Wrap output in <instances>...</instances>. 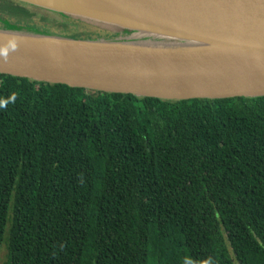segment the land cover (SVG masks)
Returning <instances> with one entry per match:
<instances>
[{
    "label": "trees",
    "instance_id": "1",
    "mask_svg": "<svg viewBox=\"0 0 264 264\" xmlns=\"http://www.w3.org/2000/svg\"><path fill=\"white\" fill-rule=\"evenodd\" d=\"M47 12L0 0L16 29L69 28ZM3 243L6 264H264V96L167 100L0 73Z\"/></svg>",
    "mask_w": 264,
    "mask_h": 264
},
{
    "label": "water",
    "instance_id": "2",
    "mask_svg": "<svg viewBox=\"0 0 264 264\" xmlns=\"http://www.w3.org/2000/svg\"><path fill=\"white\" fill-rule=\"evenodd\" d=\"M159 44L198 41L237 56L229 62L159 64L122 60L86 48L58 51L0 41V73L104 92L167 100L264 96V0H17ZM18 33L75 44L135 46L134 39L74 38L20 27ZM29 30V31H28ZM26 32V33H25ZM29 32V33H28ZM137 38V39H140ZM83 47V46H80Z\"/></svg>",
    "mask_w": 264,
    "mask_h": 264
},
{
    "label": "bare ground",
    "instance_id": "3",
    "mask_svg": "<svg viewBox=\"0 0 264 264\" xmlns=\"http://www.w3.org/2000/svg\"><path fill=\"white\" fill-rule=\"evenodd\" d=\"M140 35V34H138ZM52 40V39H50ZM24 35L18 33L3 32L0 34V41L5 44L19 47L32 45H43L58 51L70 50L69 48H86L89 52L107 53L109 57L122 60L148 61L149 63L178 65L191 63H207L212 60L229 62L237 56L232 52L209 46L198 41H187L177 44L175 42L159 44L145 43L135 46L125 45H104V44H75L53 39V41ZM83 46V47H80Z\"/></svg>",
    "mask_w": 264,
    "mask_h": 264
},
{
    "label": "rangeland",
    "instance_id": "4",
    "mask_svg": "<svg viewBox=\"0 0 264 264\" xmlns=\"http://www.w3.org/2000/svg\"><path fill=\"white\" fill-rule=\"evenodd\" d=\"M17 1V0H16ZM33 11L37 12L39 15L43 12L39 9H33ZM47 15H49L50 18L54 19V18H60L59 15L54 14L53 12H47ZM64 20L66 21V23H69V28L62 30L61 28L58 29L57 27L53 26L52 23H46L44 21H41L39 18H37V20H35V23L38 24V26L42 27V28H47L49 29L51 32L50 33H54L56 35L60 34L62 36H66V34H70L76 31L86 33V34H91L95 37H103V38H111V39H134L138 40V41H149V42H165V40H160V39H156V38H148V39H143L140 38L141 35H138L137 33L135 34V32L132 31H127L125 29H118V30H114L111 29L107 26H102V25H95L94 23L91 22L90 19H72L70 17H66L64 18ZM63 21V19H62ZM34 24V23H33ZM44 26V27H43ZM53 26V27H52ZM24 27V26H22ZM55 27V28H54ZM0 28L3 29H7L6 31H10V32H15L16 28L14 27V22L11 20L10 16H8V14L5 13H0ZM78 29V30H77ZM29 31V30H28ZM26 33V32H25ZM29 33V32H28ZM140 38V39H137ZM8 248L6 243L2 244V248H1V252H0V264H6L7 260H8Z\"/></svg>",
    "mask_w": 264,
    "mask_h": 264
}]
</instances>
